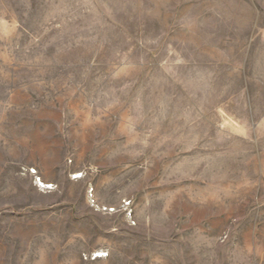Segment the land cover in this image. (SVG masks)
<instances>
[{
	"label": "rangeland",
	"instance_id": "obj_1",
	"mask_svg": "<svg viewBox=\"0 0 264 264\" xmlns=\"http://www.w3.org/2000/svg\"><path fill=\"white\" fill-rule=\"evenodd\" d=\"M0 264H264V0H0Z\"/></svg>",
	"mask_w": 264,
	"mask_h": 264
},
{
	"label": "built area",
	"instance_id": "obj_2",
	"mask_svg": "<svg viewBox=\"0 0 264 264\" xmlns=\"http://www.w3.org/2000/svg\"><path fill=\"white\" fill-rule=\"evenodd\" d=\"M37 180H39V179H37ZM109 211H112V209H109ZM92 258H95V255H94V256H92Z\"/></svg>",
	"mask_w": 264,
	"mask_h": 264
},
{
	"label": "crops",
	"instance_id": "obj_3",
	"mask_svg": "<svg viewBox=\"0 0 264 264\" xmlns=\"http://www.w3.org/2000/svg\"><path fill=\"white\" fill-rule=\"evenodd\" d=\"M45 194V193H44ZM44 196V195H43Z\"/></svg>",
	"mask_w": 264,
	"mask_h": 264
},
{
	"label": "bare ground",
	"instance_id": "obj_4",
	"mask_svg": "<svg viewBox=\"0 0 264 264\" xmlns=\"http://www.w3.org/2000/svg\"><path fill=\"white\" fill-rule=\"evenodd\" d=\"M102 255V254H101Z\"/></svg>",
	"mask_w": 264,
	"mask_h": 264
}]
</instances>
